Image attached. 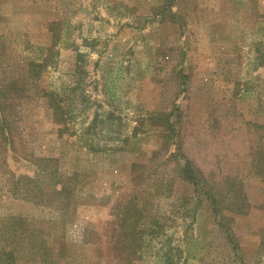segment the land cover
Instances as JSON below:
<instances>
[{"label": "rangeland", "instance_id": "rangeland-1", "mask_svg": "<svg viewBox=\"0 0 264 264\" xmlns=\"http://www.w3.org/2000/svg\"><path fill=\"white\" fill-rule=\"evenodd\" d=\"M4 84L19 95L12 142L0 133V248L20 264H119V203L141 209L134 264H264V0H0ZM171 137L242 184L239 212L198 202L163 159Z\"/></svg>", "mask_w": 264, "mask_h": 264}, {"label": "trees", "instance_id": "trees-1", "mask_svg": "<svg viewBox=\"0 0 264 264\" xmlns=\"http://www.w3.org/2000/svg\"><path fill=\"white\" fill-rule=\"evenodd\" d=\"M1 91L0 133L3 138L6 140L10 139L12 142V137L14 134L12 129V112L15 110V108H12V102L18 99L17 96L19 94L13 91L9 85L6 86V84H4L3 90ZM44 95L46 98L51 100L50 107L52 108L54 118L56 120L61 119L63 108L59 104V94L55 93V91H44ZM14 96L16 97L14 98ZM160 124L162 125L161 127H163L161 130L172 132L175 129L174 122H172V119L169 115H167V118H165ZM258 125L263 126L261 124ZM164 144L167 145V148L165 149V155L163 156V159H165V162H175L177 166L175 170L177 176L181 180L192 185L194 194L197 195L196 198L198 199V202L206 200L209 202V206L215 213L220 211V209H224L222 208L223 206H225V209L229 210L230 212H239L241 210V207L244 205L245 201L242 184H236V181L230 180V178L216 183L213 178L206 175L201 170V168L197 167L190 158L183 154L181 142L171 137L169 140L164 142ZM152 153H155V151H152ZM43 160H46V158H43ZM259 164L260 161L258 164H255V167H257V170L255 171L261 170L262 167L259 166ZM141 166L142 164H134V167L132 168V180H134L136 183L146 178L144 173L137 172V169ZM45 173H48V171L46 170ZM49 173L51 176L54 175L62 181L63 179L70 180L73 178L66 174L61 175L58 170H54L53 172ZM175 177L176 176L171 173L167 176V178H154V184L161 183L164 186H167V190L169 191L168 186L172 185L171 181ZM23 178L30 179L29 176H21L19 177L18 182H20ZM35 191L36 190L34 189V186H32V188L26 186L25 188V192L27 194H32ZM118 207L120 209L117 214V219L114 220V222L117 221V230L114 231L112 236L108 237L110 252L112 253V256L117 259L119 264H134L138 256L137 246L138 243H140L138 241L143 239V230L136 226L137 218H139L141 214V209L136 204L124 206L123 203H119ZM14 219L15 221L18 220L15 217ZM112 222L113 221H111L110 224ZM151 232L153 234L159 233V231L155 228H152ZM0 264H20L18 254L14 250H9L4 247L0 248Z\"/></svg>", "mask_w": 264, "mask_h": 264}]
</instances>
